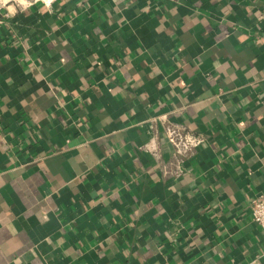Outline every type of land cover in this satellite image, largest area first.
Instances as JSON below:
<instances>
[{
    "label": "crops",
    "instance_id": "0c3cea01",
    "mask_svg": "<svg viewBox=\"0 0 264 264\" xmlns=\"http://www.w3.org/2000/svg\"><path fill=\"white\" fill-rule=\"evenodd\" d=\"M9 6L0 264H264V0Z\"/></svg>",
    "mask_w": 264,
    "mask_h": 264
},
{
    "label": "built area",
    "instance_id": "2783aa9c",
    "mask_svg": "<svg viewBox=\"0 0 264 264\" xmlns=\"http://www.w3.org/2000/svg\"><path fill=\"white\" fill-rule=\"evenodd\" d=\"M57 0H54V3ZM14 3V0H11ZM37 3L44 5L43 0H32L31 6ZM53 3V4H54ZM51 5V7L53 6ZM18 7H22L16 4ZM45 6V5H44ZM8 18V14L4 15ZM163 122V121H162ZM165 136V140L171 146L172 153L181 158H192L201 152L205 144V139L201 136H197L189 131L184 126L170 124L163 122L161 124ZM150 154L154 159H159L160 152L158 149H153ZM183 174V170L178 168L176 176L180 177ZM250 215L252 221L261 229L264 233V193L257 196L251 203ZM249 264H260L256 259L250 261Z\"/></svg>",
    "mask_w": 264,
    "mask_h": 264
},
{
    "label": "clouds",
    "instance_id": "9594fccd",
    "mask_svg": "<svg viewBox=\"0 0 264 264\" xmlns=\"http://www.w3.org/2000/svg\"><path fill=\"white\" fill-rule=\"evenodd\" d=\"M11 0H0V8H4L7 6V11L10 14H15L16 8L14 6H9ZM32 0H14V4H18L22 6V9H27L28 7L31 6ZM43 3L46 8L50 10L51 5L54 3V0H43Z\"/></svg>",
    "mask_w": 264,
    "mask_h": 264
}]
</instances>
